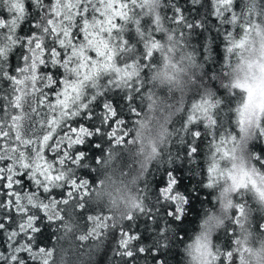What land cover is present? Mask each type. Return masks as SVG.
Returning a JSON list of instances; mask_svg holds the SVG:
<instances>
[{"label":"snow or ice","instance_id":"1","mask_svg":"<svg viewBox=\"0 0 264 264\" xmlns=\"http://www.w3.org/2000/svg\"><path fill=\"white\" fill-rule=\"evenodd\" d=\"M261 4L258 12L257 0H249L241 12V0H164L163 8L159 0H0V264H51L53 250L38 243L41 224L65 225L69 205L92 222V234L111 227L107 217L88 214L95 181L79 174L92 159L80 146L92 145L103 157V144H124L126 117L139 120L145 93L152 97L148 72L159 64L152 79L174 84V53L194 35L203 37L198 66L212 85L177 109L183 115L156 168L160 177L147 183V203L132 202L136 212L118 227L114 254L123 264H137L144 254L153 264H169L174 246L185 243L184 226L199 199L180 175L190 165L204 177L197 189L220 188L222 208L234 210L220 233L223 244L220 235L213 241L212 228L224 220L214 207L207 210L204 231L187 245L191 260L264 264V245L253 251L229 230H246L248 200L264 206ZM129 25H135L134 43L126 38ZM220 44L225 54L218 64ZM196 51L183 59L197 64ZM156 155L153 147L149 158ZM141 223L151 230L150 245L142 246ZM257 229L264 233V225Z\"/></svg>","mask_w":264,"mask_h":264},{"label":"trees","instance_id":"2","mask_svg":"<svg viewBox=\"0 0 264 264\" xmlns=\"http://www.w3.org/2000/svg\"><path fill=\"white\" fill-rule=\"evenodd\" d=\"M248 2L249 0H241V12H247ZM159 3L163 8L164 0H159ZM261 6V0H257L258 12ZM157 11L159 12L160 9L158 8ZM164 11L171 16L172 13L167 8ZM141 19L149 20L150 17L145 16ZM117 22L123 23L119 20ZM126 38L135 42V25H129ZM202 41V36L194 35L187 42L181 41L177 47L174 53V62L177 65L174 84L161 83L159 80L152 79L160 68L159 64L148 72L145 77L148 82L146 87L148 92L152 93V97L149 100L148 93H145L142 102L144 112L139 120H136L135 116L126 117L129 122V132L125 136L124 144H112L111 146L103 144V157L100 150L92 145L80 146L92 159L89 161L90 169L80 170L79 174L88 179L90 184L95 181V191L89 202L90 212L88 214L107 217L106 223L111 227L104 229L102 233L98 230L96 234H92L94 228L92 222L86 220L78 211H73L71 205L67 206L65 225H48L47 221L41 224L43 235L40 236L38 243L41 247L53 250L51 264H123L122 259L114 254L115 233L118 227L125 222L126 216L136 212V209L131 206L134 200L147 203L145 198L149 197L151 192L146 185L150 180L154 181L160 177V172L156 171V168L165 162L174 130L180 127L179 121L183 112L177 109L188 107L193 100L198 99L195 96L203 88L212 85V82L203 75L204 69L198 66ZM193 48L197 50L195 53L197 64L195 65L183 59L186 53L193 51ZM224 54V46L220 44L215 52L218 64L222 63ZM220 79L222 80L223 77ZM133 121L135 122L132 123ZM141 122L145 124L144 128L140 127ZM153 147L157 149V155L150 159ZM204 151L207 152L206 146ZM102 158L106 160L105 164L96 166L93 163L94 159ZM190 167V165H185L180 175L186 177L185 184L197 190L194 192V197L198 195L199 199H193V207L188 217L190 223L184 226L188 231V236L184 237L185 243L174 246L172 254L169 255V264H194L188 254L187 245L204 231L203 225L208 215L207 210L213 207L216 215L224 220L223 225L212 228L213 241L215 242L216 235H220L221 239L218 242L223 244L224 240L220 233L231 224L230 217L234 211L232 209L225 211L222 208L220 200L217 199L220 195V188L207 189L200 186L197 189L196 182L204 177L199 174L198 170L193 175L189 171ZM149 173H152L151 177ZM122 191L126 192L127 196L118 197L117 193ZM247 210L248 215L244 225L246 230L241 231L234 225L229 230H234L241 238H246L247 246L256 251L264 245V233L257 229V225H264V206L250 199L247 201ZM139 231L144 237L142 246L150 245L151 230L146 229V226L141 223ZM181 235L183 236V233ZM82 236L88 238L82 240L80 238ZM145 256H147L146 259ZM137 264H153V261L151 256L144 254ZM252 264H256L254 259H252Z\"/></svg>","mask_w":264,"mask_h":264},{"label":"rangeland","instance_id":"3","mask_svg":"<svg viewBox=\"0 0 264 264\" xmlns=\"http://www.w3.org/2000/svg\"><path fill=\"white\" fill-rule=\"evenodd\" d=\"M253 41H254V47L259 48V43H260V38L258 36H253Z\"/></svg>","mask_w":264,"mask_h":264},{"label":"clouds","instance_id":"4","mask_svg":"<svg viewBox=\"0 0 264 264\" xmlns=\"http://www.w3.org/2000/svg\"><path fill=\"white\" fill-rule=\"evenodd\" d=\"M117 196L119 197V196H127V193L126 192H120V193H117Z\"/></svg>","mask_w":264,"mask_h":264}]
</instances>
